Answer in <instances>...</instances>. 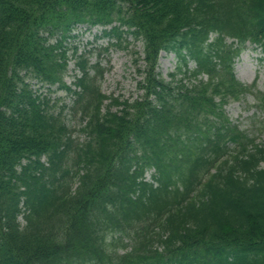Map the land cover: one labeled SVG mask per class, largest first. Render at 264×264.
I'll return each instance as SVG.
<instances>
[{
	"label": "trees",
	"instance_id": "16d2710c",
	"mask_svg": "<svg viewBox=\"0 0 264 264\" xmlns=\"http://www.w3.org/2000/svg\"><path fill=\"white\" fill-rule=\"evenodd\" d=\"M77 24L141 41L139 95L102 93L76 46L65 83ZM226 38L264 49V0H0V264H264V145L224 112L247 90ZM32 81L72 95L80 136Z\"/></svg>",
	"mask_w": 264,
	"mask_h": 264
},
{
	"label": "rangeland",
	"instance_id": "374dc122",
	"mask_svg": "<svg viewBox=\"0 0 264 264\" xmlns=\"http://www.w3.org/2000/svg\"><path fill=\"white\" fill-rule=\"evenodd\" d=\"M101 28L95 27L87 30L86 26L79 25L73 32L75 37L67 42L68 72L65 76V83L71 84L78 70L75 69L72 57L73 47L76 46L78 52L87 51L91 63L100 62L105 72L103 78L98 82L101 92L107 96L119 97L121 99H133L140 94L137 89V82L140 75L134 59L143 57L142 43L130 37L123 38L120 46L114 45V41H108L100 34ZM232 40L228 41L231 43ZM106 48H108L106 50ZM233 71L235 78L244 85H253L240 98L231 99L225 106V113L229 120L236 124L240 130L244 131L250 138L254 137L257 143L264 144V113L257 107V96L264 93V52L253 45L245 44L238 55L233 58ZM141 61V60H140ZM177 58L173 53L161 52L159 55L157 71L160 76L169 80V74L177 70ZM192 67L193 65L190 64ZM181 75H177L180 78ZM40 92H46V88L35 86ZM58 110L61 104L68 107L72 97L62 90L52 87L47 92ZM106 101L105 103H107ZM72 128L75 129L76 136H80L78 128L81 121L78 116L69 114L66 110L63 113ZM264 167V163L262 164ZM152 171L145 174L146 179H150ZM20 221L21 218H20Z\"/></svg>",
	"mask_w": 264,
	"mask_h": 264
}]
</instances>
